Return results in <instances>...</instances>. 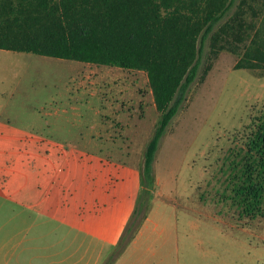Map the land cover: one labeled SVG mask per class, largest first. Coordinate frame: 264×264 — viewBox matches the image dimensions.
<instances>
[{
	"label": "rangeland",
	"instance_id": "rangeland-1",
	"mask_svg": "<svg viewBox=\"0 0 264 264\" xmlns=\"http://www.w3.org/2000/svg\"><path fill=\"white\" fill-rule=\"evenodd\" d=\"M257 10L254 16L246 7L247 20L260 23L264 6ZM237 57L226 48L212 53L205 47L198 73L159 140L149 191L141 176L135 184L134 206L142 199L143 220L151 211L152 223L136 248L126 251L125 263L264 264V194L237 192L244 132L264 111V67L236 68ZM159 117L142 69L0 48L3 123L45 131L142 169ZM96 132L103 139L89 141ZM1 231L0 249L30 247L23 256L37 261L39 252L45 264H59L57 257L71 264L99 245L82 236L11 239ZM118 241L104 247L97 264L113 262Z\"/></svg>",
	"mask_w": 264,
	"mask_h": 264
},
{
	"label": "trees",
	"instance_id": "trees-1",
	"mask_svg": "<svg viewBox=\"0 0 264 264\" xmlns=\"http://www.w3.org/2000/svg\"><path fill=\"white\" fill-rule=\"evenodd\" d=\"M260 4L263 10L264 0ZM245 6L257 15L247 0H0V48L144 70L160 112L143 154L141 182L149 191L159 140L198 73L205 47L235 53L236 68L264 67V16L257 24L247 20ZM244 134L237 192L259 198L264 111ZM142 205L141 199L134 206L113 259L145 217Z\"/></svg>",
	"mask_w": 264,
	"mask_h": 264
},
{
	"label": "crops",
	"instance_id": "crops-1",
	"mask_svg": "<svg viewBox=\"0 0 264 264\" xmlns=\"http://www.w3.org/2000/svg\"><path fill=\"white\" fill-rule=\"evenodd\" d=\"M97 134L91 133L88 140L101 141ZM62 140L45 131L0 121V208L6 211L0 214L5 220L1 235L11 239L45 235L90 238L98 248L88 257L81 254L70 262L97 264L104 247L115 244L131 215L141 169ZM151 223L149 211L111 264L136 263H125V253L136 248ZM30 249L13 244L1 248L2 264H45L40 262L39 252L37 261L23 256ZM55 260L62 263L61 257Z\"/></svg>",
	"mask_w": 264,
	"mask_h": 264
}]
</instances>
